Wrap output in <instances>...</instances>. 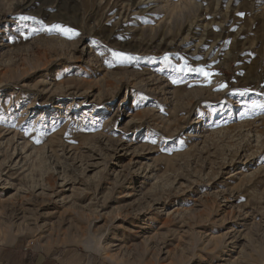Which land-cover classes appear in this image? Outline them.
Here are the masks:
<instances>
[{"label": "rangeland", "instance_id": "obj_1", "mask_svg": "<svg viewBox=\"0 0 264 264\" xmlns=\"http://www.w3.org/2000/svg\"><path fill=\"white\" fill-rule=\"evenodd\" d=\"M0 260L264 264V0H0Z\"/></svg>", "mask_w": 264, "mask_h": 264}, {"label": "snow or ice", "instance_id": "obj_2", "mask_svg": "<svg viewBox=\"0 0 264 264\" xmlns=\"http://www.w3.org/2000/svg\"><path fill=\"white\" fill-rule=\"evenodd\" d=\"M21 19L22 20H28V19H30L29 17H21ZM53 27L56 29V30H58V31H60L61 33H64V34H68V33H71L72 32V30L71 29H69V28H65V27H63V26H61V25H53ZM113 55L114 56H116L117 58H121V57H123V54L122 53H113ZM198 71H201V72H203V69H199ZM204 75L207 77L208 75H209V73H204ZM221 87H224V85H221ZM253 107H262V105H258V104H253Z\"/></svg>", "mask_w": 264, "mask_h": 264}, {"label": "crops", "instance_id": "obj_3", "mask_svg": "<svg viewBox=\"0 0 264 264\" xmlns=\"http://www.w3.org/2000/svg\"><path fill=\"white\" fill-rule=\"evenodd\" d=\"M0 264H2V263H1V260H0Z\"/></svg>", "mask_w": 264, "mask_h": 264}]
</instances>
